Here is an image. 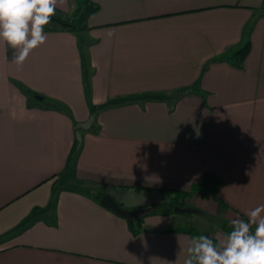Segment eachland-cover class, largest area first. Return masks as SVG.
Returning <instances> with one entry per match:
<instances>
[{"label": "crops", "instance_id": "0c3cea01", "mask_svg": "<svg viewBox=\"0 0 264 264\" xmlns=\"http://www.w3.org/2000/svg\"><path fill=\"white\" fill-rule=\"evenodd\" d=\"M95 1L21 66L0 40V264H184L264 204V0ZM177 192L209 221L164 212Z\"/></svg>", "mask_w": 264, "mask_h": 264}, {"label": "clouds", "instance_id": "9594fccd", "mask_svg": "<svg viewBox=\"0 0 264 264\" xmlns=\"http://www.w3.org/2000/svg\"><path fill=\"white\" fill-rule=\"evenodd\" d=\"M62 2V0H60ZM58 0H0V40L14 50L21 66L30 52L45 43L44 27L55 15ZM233 219L230 231L214 241L194 235L188 241L184 264H264V204Z\"/></svg>", "mask_w": 264, "mask_h": 264}, {"label": "trees", "instance_id": "16d2710c", "mask_svg": "<svg viewBox=\"0 0 264 264\" xmlns=\"http://www.w3.org/2000/svg\"><path fill=\"white\" fill-rule=\"evenodd\" d=\"M99 10V4L95 0H75V8L72 12H67L58 7L55 9V15L50 18V23L44 27V32H64L70 34H80L89 30L88 21L90 17L95 14ZM250 52V42L247 40L240 48L232 51L230 54L225 56L224 58L227 61H230L235 66L240 67L247 55ZM26 92L34 97H37L38 94L32 92L30 90H26ZM42 100H46V97L41 96ZM54 107L62 108L59 103L53 102L51 103ZM196 189V187H193ZM104 193H99L96 199H100V197ZM189 196L187 193L177 192L175 199L166 207L164 212H173V208L177 205L185 206L182 200ZM222 229L225 232L230 231V225L228 222H222ZM129 228L132 233H137L143 230V225L141 223V219L136 221L129 222ZM180 231L194 233L193 228H180Z\"/></svg>", "mask_w": 264, "mask_h": 264}, {"label": "water", "instance_id": "95a60500", "mask_svg": "<svg viewBox=\"0 0 264 264\" xmlns=\"http://www.w3.org/2000/svg\"><path fill=\"white\" fill-rule=\"evenodd\" d=\"M99 203L105 208L113 211L117 215L125 218L127 221L131 222L133 220H139L143 215L149 213L152 208H140L135 210H129L118 204L108 193H105L101 198ZM173 211L179 214H189L197 212V209L188 206H175Z\"/></svg>", "mask_w": 264, "mask_h": 264}, {"label": "rangeland", "instance_id": "374dc122", "mask_svg": "<svg viewBox=\"0 0 264 264\" xmlns=\"http://www.w3.org/2000/svg\"><path fill=\"white\" fill-rule=\"evenodd\" d=\"M186 217H189V218H192V219H198L199 221H201V222H203V221H209V220H205L203 217H201V216H198V214L197 213H189V214H184ZM204 219V220H203ZM212 223H214V225H216V224H220L219 223V221H217L216 219L215 220H213V222Z\"/></svg>", "mask_w": 264, "mask_h": 264}]
</instances>
